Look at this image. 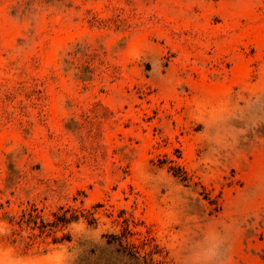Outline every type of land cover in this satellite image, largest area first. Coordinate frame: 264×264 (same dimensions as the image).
<instances>
[{"label":"rangeland","instance_id":"obj_1","mask_svg":"<svg viewBox=\"0 0 264 264\" xmlns=\"http://www.w3.org/2000/svg\"><path fill=\"white\" fill-rule=\"evenodd\" d=\"M0 264H264V0H0Z\"/></svg>","mask_w":264,"mask_h":264}]
</instances>
